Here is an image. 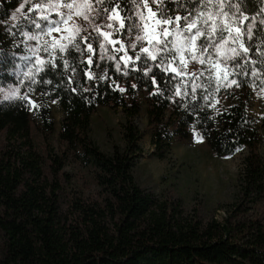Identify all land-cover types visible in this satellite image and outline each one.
I'll use <instances>...</instances> for the list:
<instances>
[{
	"label": "trees",
	"instance_id": "16d2710c",
	"mask_svg": "<svg viewBox=\"0 0 264 264\" xmlns=\"http://www.w3.org/2000/svg\"><path fill=\"white\" fill-rule=\"evenodd\" d=\"M21 1L0 0V264H264V223L255 213L264 198V156L258 151L264 119L250 114L248 99L232 92L223 101L225 90L217 91L214 76L196 71L177 76L174 63L167 72L156 60L141 67L126 47L118 69L102 64L99 79L90 38L92 51L81 43L79 51L57 53L56 67L48 63L36 74L27 89L37 95V107L4 99L25 82L15 71L23 34L31 29L25 17L11 19ZM233 1L241 22L263 9L262 0ZM246 48L235 62L241 89L254 84L264 91L261 27L254 28ZM128 74L132 77L121 79ZM140 93L158 159L166 158L175 139L193 133L217 156L243 152L236 200L224 207L221 220L187 211L179 199H159L136 180L142 148L133 117L140 111ZM49 101L57 103L59 120ZM101 106L123 114L121 143L109 152L90 135L91 117ZM32 122L58 150H42ZM72 162L82 171L67 169Z\"/></svg>",
	"mask_w": 264,
	"mask_h": 264
},
{
	"label": "rangeland",
	"instance_id": "374dc122",
	"mask_svg": "<svg viewBox=\"0 0 264 264\" xmlns=\"http://www.w3.org/2000/svg\"><path fill=\"white\" fill-rule=\"evenodd\" d=\"M116 0H103L102 3H95V0H76L77 3H92L93 9L89 13L90 19L85 20L83 16L73 15L72 20L80 26L81 38L89 37L95 47L96 52L94 55V66L95 74L97 78H102L101 65H111L118 69L121 65L120 54H122V49L124 47L128 48L134 58L136 53L140 51L141 48L146 47L145 41H140L136 44L135 48L131 45L136 41L137 35H142L138 33L137 30H128V24L126 22V27L123 30L116 31L110 38L106 39L104 36L99 35L98 32H112L113 28L119 29V23L113 22L112 27L109 25V13L111 9L115 7ZM55 2V0H53ZM60 3L66 4L71 3L73 0H59ZM124 2V5H122ZM38 3H49V0H22L17 8L14 10L16 19L22 20L25 17V22L27 26L31 29L27 33L29 36H35L43 31L47 33V26L43 21L38 20V14L36 10H33L26 15V11L33 7L34 4ZM263 9L259 17H252L250 20L241 22L238 8L233 0H212L209 4L208 0H205L203 9H201L200 0H162V2L154 3L153 0H123L120 1L119 9L123 17H132L136 20L137 17L135 13L143 10L145 17H148L149 13L147 8H151L153 12L157 11L158 8L163 7L165 12L169 13L173 18L176 15L181 16H196L201 10L205 13L211 12L214 16L218 14L219 20L221 22L227 20V22L235 28H239L241 31L240 39L236 43L231 42V38L235 37L237 33L235 30L231 33L229 37V43L227 47L236 48L240 51V55L235 57L233 60L227 63V68L225 69L228 73H233L229 76L228 81H222L227 86H221L225 90V95L221 96V99L229 97L232 92H236L239 96L243 97L244 100L248 99V110L250 114L262 121L264 119V91L257 88L256 85H252L248 88L241 89L242 84L238 77H236V71L238 66L235 64L236 59L241 57L243 54L240 48L241 42L246 48L247 42L251 39V35L254 28L261 27L264 30V0H262ZM147 5V8H145ZM19 9V11H17ZM67 12V9H61ZM174 10H179L178 12ZM76 11L75 9L73 10ZM227 14V15H225ZM52 19L56 20V13H51ZM166 18V17H165ZM39 23L42 29H38L36 24ZM72 21H69L71 24ZM183 24L184 21H181ZM97 25L100 28L97 30ZM61 28L64 27L63 24L60 25ZM23 34L21 44L23 46V52L19 57L16 67V74L25 80L24 83L20 84V94L21 96H27L35 104L38 101V97L35 93L29 92L28 87L33 82L34 77L37 72L35 71V55H39L41 58L48 60L49 54L43 51L44 41L51 40V36H59L60 33L55 31L52 32L51 36L42 35L39 40L30 39ZM224 36H229L228 32L224 33ZM110 40L119 41V43L113 44L109 42ZM105 43V48L101 50V43ZM201 46L205 45V41L201 39L199 42ZM218 43V41H217ZM121 44L124 45L121 48ZM40 47L39 52H33V49ZM119 49V50H118ZM59 53L56 52L55 55ZM223 49H221V54ZM161 56H166L167 59H172V55L168 53H161ZM231 55V53H229ZM111 57V58H110ZM140 66H147L150 68L152 59L144 53H141L139 59ZM161 65V60L158 58L156 60ZM180 58L177 57L174 63L177 67L179 65ZM126 62V61H125ZM130 64L129 62H127ZM168 61H164L162 67L167 66ZM146 67V68H147ZM208 63L203 65L198 60H191L185 57V63L183 68H178L181 72L186 74L196 71L203 73V75L208 76L209 71ZM185 74V75H186ZM212 76H216L213 72ZM132 77V74H128L127 77H121V79L128 80ZM235 81L236 83H233ZM237 84L239 86H237ZM250 88V93H246ZM138 100L140 102V111L133 117L134 124L139 128L141 132V138L139 145L142 148L141 156L137 158L134 175L138 183L148 192L153 194L159 199H167L169 201H175L179 199L187 211L194 212L196 210L197 214L202 218L209 216H214L218 220H221L225 216L224 207L232 204L235 199V184L237 171L240 166L241 158L243 152H238L237 154L230 157H220L213 153L205 139L202 142H197L195 134L193 133L188 139L180 140L175 139L173 141L170 152L167 154L166 158L158 159L152 155L153 147L150 143V126L148 125L146 107L147 103L144 94H139ZM52 112L56 118L59 120L61 112L58 105L54 101H49ZM29 104V103H28ZM32 106L31 104H29ZM123 121V114L120 109H112L109 106L99 107L91 117V138L94 143L104 152H109L111 147L115 144L121 143V125ZM32 133L36 138L38 145H41L42 150L47 152L48 149L58 150L56 148V143L52 140L51 136L46 134L42 126L31 124ZM258 151L264 156V126L261 130V141L258 146ZM67 169L73 172H81V168L74 162L67 166ZM85 172V171H84ZM255 213L257 218L264 223V198L256 206Z\"/></svg>",
	"mask_w": 264,
	"mask_h": 264
},
{
	"label": "snow or ice",
	"instance_id": "6c2138e0",
	"mask_svg": "<svg viewBox=\"0 0 264 264\" xmlns=\"http://www.w3.org/2000/svg\"><path fill=\"white\" fill-rule=\"evenodd\" d=\"M102 2L103 0H95V3L97 4ZM153 2H162V0H153ZM204 2L205 0H200L201 9H203ZM208 3L211 4L212 0H208ZM119 7L120 5L117 3L116 6L111 9L108 16L110 22L108 27H112V23L117 22L120 26L119 29L113 28L112 32H98V34L108 39L116 31L123 30L126 27L127 22L129 31L135 29L138 33H142V35H137L136 41L131 47L135 48L136 44L142 40L147 44L146 47L141 48L140 51L136 53L137 60L140 59L141 53H144L154 61L159 58L161 60V65H164V61L167 60V57L161 56L160 54L168 53L172 55V59L168 61V64H173L176 62L177 57L180 58L177 68H183L185 57H188L191 60H198L202 65L208 63L209 68L207 71H209L210 75L213 72L216 73L217 91L219 90V87L222 86V81H228L229 76L233 75V73H228L225 70L227 68V63L241 53L236 48H229L227 45L233 30L237 33L235 37L231 38L233 44L240 39L241 31L238 27L233 29L227 20L221 22L218 14L214 16L211 12L205 13L201 10L194 17L189 14L188 16L176 15L173 18L169 13L165 12L163 7H160L157 11L153 12L151 8H147V5H145V8H147L149 13L148 17H145L143 10H141L135 13L137 19L133 20L132 17H123L120 11H118ZM61 9H67V12L62 11ZM74 9L76 10L75 12L73 11ZM92 9V3H77L76 0H73L71 3L62 4L59 0H55V2L49 0V3L47 4H34L33 7L28 10L29 12H32L33 10L37 11L38 20L43 21L47 26V33H43L42 30L35 36H29L25 33L26 37L39 40L42 35L51 36L53 31L60 33L58 37L51 36V40L44 41L43 51L49 54L48 60L41 58L39 55H35V53L40 50L39 46L33 49L35 55V71L37 73L44 72L48 63H51L52 67H56V52L64 53L69 48H75L79 51L81 49V43L86 44L89 51L93 50L92 44L88 43L89 37L81 38L80 34L82 29L72 20L73 15L83 16L85 20H89V13ZM17 11H19V9H17ZM51 13H56L59 18L53 20ZM13 19H16L15 14H13ZM244 19H247V17ZM69 21H72V23L69 24ZM181 21H184V23L182 24ZM61 24L64 25L63 28L60 27ZM36 27L42 29V26L39 23L36 24ZM96 27L97 30L100 28L99 25ZM225 32H228L229 36H224ZM249 35H251V32H249ZM201 39L205 41L204 46H201L199 43ZM109 42L113 44L119 43V41L110 39ZM100 47L103 51L105 43L102 42ZM123 47L124 45L121 44V48ZM240 48L244 54L248 53V49L244 47L242 42ZM221 49H223L222 54ZM229 53H231V55H229ZM121 59H124V57H121ZM131 59V57L128 58V60ZM89 63H91V58L89 59ZM177 68L171 69L177 76L186 74L178 71ZM162 70L167 72L168 67L164 66ZM145 74H147V72ZM202 74L203 73H200V75ZM155 83L156 80L154 78L153 84ZM233 83L236 82L233 81ZM223 86H227V84L225 83ZM237 86L239 85L237 84ZM133 87H135V85H133ZM195 87L196 85H193L194 90ZM119 90L121 92L124 91L123 88H120ZM18 93L19 89L16 88L6 95L4 99H12L15 97L20 100H26L27 103L32 105V107H37V105L27 96H18ZM177 94H179V92ZM195 138L197 142H202L204 139L199 133L195 134ZM236 150L239 151V149Z\"/></svg>",
	"mask_w": 264,
	"mask_h": 264
}]
</instances>
